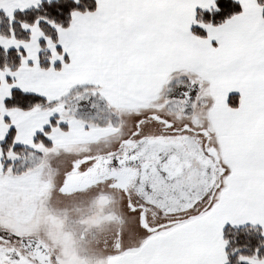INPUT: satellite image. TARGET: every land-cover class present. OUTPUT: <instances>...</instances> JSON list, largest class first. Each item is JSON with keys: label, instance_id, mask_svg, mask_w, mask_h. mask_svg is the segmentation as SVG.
Returning <instances> with one entry per match:
<instances>
[{"label": "snow or ice", "instance_id": "obj_1", "mask_svg": "<svg viewBox=\"0 0 264 264\" xmlns=\"http://www.w3.org/2000/svg\"><path fill=\"white\" fill-rule=\"evenodd\" d=\"M0 264H264V0H0Z\"/></svg>", "mask_w": 264, "mask_h": 264}]
</instances>
